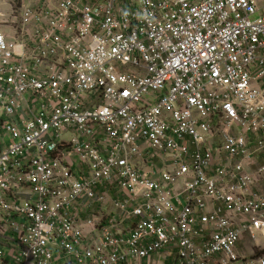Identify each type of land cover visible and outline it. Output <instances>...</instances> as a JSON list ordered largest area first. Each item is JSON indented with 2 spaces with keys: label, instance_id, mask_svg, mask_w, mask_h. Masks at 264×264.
Wrapping results in <instances>:
<instances>
[{
  "label": "built area",
  "instance_id": "1",
  "mask_svg": "<svg viewBox=\"0 0 264 264\" xmlns=\"http://www.w3.org/2000/svg\"><path fill=\"white\" fill-rule=\"evenodd\" d=\"M18 2L0 264H264V0Z\"/></svg>",
  "mask_w": 264,
  "mask_h": 264
},
{
  "label": "rangeland",
  "instance_id": "2",
  "mask_svg": "<svg viewBox=\"0 0 264 264\" xmlns=\"http://www.w3.org/2000/svg\"><path fill=\"white\" fill-rule=\"evenodd\" d=\"M18 9H19L18 0H10L7 2H0V26L4 24L3 16L1 14H3L6 11L11 13L10 25H14L13 21H16L17 19H19ZM243 250H246V249H243ZM256 253L258 255H260L263 252L257 251Z\"/></svg>",
  "mask_w": 264,
  "mask_h": 264
},
{
  "label": "crops",
  "instance_id": "3",
  "mask_svg": "<svg viewBox=\"0 0 264 264\" xmlns=\"http://www.w3.org/2000/svg\"><path fill=\"white\" fill-rule=\"evenodd\" d=\"M3 20H4V16H3ZM19 19H17L16 21H18ZM14 27H12L11 25H8V24H3L0 26V29L4 30V31H8V30H11L13 29Z\"/></svg>",
  "mask_w": 264,
  "mask_h": 264
}]
</instances>
